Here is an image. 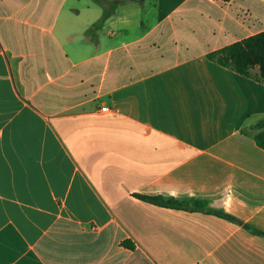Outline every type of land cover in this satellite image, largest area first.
<instances>
[{"label":"crops","instance_id":"0c3cea01","mask_svg":"<svg viewBox=\"0 0 264 264\" xmlns=\"http://www.w3.org/2000/svg\"><path fill=\"white\" fill-rule=\"evenodd\" d=\"M103 13L0 0V264H264V84L206 57L264 0Z\"/></svg>","mask_w":264,"mask_h":264},{"label":"trees","instance_id":"16d2710c","mask_svg":"<svg viewBox=\"0 0 264 264\" xmlns=\"http://www.w3.org/2000/svg\"><path fill=\"white\" fill-rule=\"evenodd\" d=\"M94 1L104 8L102 18L94 27L102 25L120 5L126 3V0ZM218 1L228 2L230 0ZM206 57L227 69L264 84V31L228 45L222 49L210 52ZM255 127L260 129V132L255 136V142L259 148L264 149V120L258 122ZM137 197L144 201L167 207L188 208L190 205L189 203L184 204L179 202L174 198L151 197L144 195H137ZM204 206L205 203L200 202H193L191 205L193 209L203 208Z\"/></svg>","mask_w":264,"mask_h":264},{"label":"built area","instance_id":"2783aa9c","mask_svg":"<svg viewBox=\"0 0 264 264\" xmlns=\"http://www.w3.org/2000/svg\"><path fill=\"white\" fill-rule=\"evenodd\" d=\"M102 111H104V112H108V111H109V108L104 107V108H102Z\"/></svg>","mask_w":264,"mask_h":264}]
</instances>
